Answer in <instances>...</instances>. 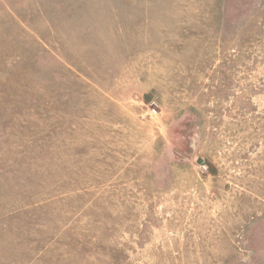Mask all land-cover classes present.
<instances>
[{"label":"rangeland","instance_id":"rangeland-1","mask_svg":"<svg viewBox=\"0 0 264 264\" xmlns=\"http://www.w3.org/2000/svg\"><path fill=\"white\" fill-rule=\"evenodd\" d=\"M0 264H264V0H0Z\"/></svg>","mask_w":264,"mask_h":264},{"label":"built area","instance_id":"built-area-1","mask_svg":"<svg viewBox=\"0 0 264 264\" xmlns=\"http://www.w3.org/2000/svg\"><path fill=\"white\" fill-rule=\"evenodd\" d=\"M152 113H153V114H158V110L154 107V108L152 109Z\"/></svg>","mask_w":264,"mask_h":264}]
</instances>
